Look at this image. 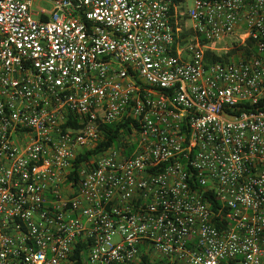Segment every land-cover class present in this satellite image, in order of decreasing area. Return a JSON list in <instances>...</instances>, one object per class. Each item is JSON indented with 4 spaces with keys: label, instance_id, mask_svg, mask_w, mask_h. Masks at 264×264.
Segmentation results:
<instances>
[{
    "label": "built area",
    "instance_id": "obj_1",
    "mask_svg": "<svg viewBox=\"0 0 264 264\" xmlns=\"http://www.w3.org/2000/svg\"><path fill=\"white\" fill-rule=\"evenodd\" d=\"M75 254L264 264V0H0V264Z\"/></svg>",
    "mask_w": 264,
    "mask_h": 264
},
{
    "label": "trees",
    "instance_id": "obj_2",
    "mask_svg": "<svg viewBox=\"0 0 264 264\" xmlns=\"http://www.w3.org/2000/svg\"><path fill=\"white\" fill-rule=\"evenodd\" d=\"M176 1H182V0H176ZM250 47H251V43L247 42L246 47L240 48L243 50L242 54L244 57H247L251 54L252 48H250ZM235 52H236V50L232 49L230 52L218 56V55L214 54L213 52L207 50L205 52V58L208 61H214V60L227 61L229 59V57H231V55L235 54ZM106 128H107L108 136H107L104 143L99 144V148H102V147L105 148L113 141V138L116 136V134L118 132L119 126L118 125H109V126H106ZM74 258L77 259V262L75 264H81V262L78 260V254H75ZM140 264H162V263H159V262L150 263L145 258H142V262Z\"/></svg>",
    "mask_w": 264,
    "mask_h": 264
},
{
    "label": "rangeland",
    "instance_id": "obj_3",
    "mask_svg": "<svg viewBox=\"0 0 264 264\" xmlns=\"http://www.w3.org/2000/svg\"><path fill=\"white\" fill-rule=\"evenodd\" d=\"M41 5H43L44 7H49L46 3H42ZM34 5H33V10H35L34 9ZM211 48H212V50H214L216 53H220V52H223V48H224V45L223 44H221V45H214V44H211ZM85 259V258H84Z\"/></svg>",
    "mask_w": 264,
    "mask_h": 264
},
{
    "label": "crops",
    "instance_id": "obj_4",
    "mask_svg": "<svg viewBox=\"0 0 264 264\" xmlns=\"http://www.w3.org/2000/svg\"><path fill=\"white\" fill-rule=\"evenodd\" d=\"M38 5H39V3H37V2L34 3V6H35L34 9H35V10H36V7H37ZM35 10H34V11H35Z\"/></svg>",
    "mask_w": 264,
    "mask_h": 264
}]
</instances>
